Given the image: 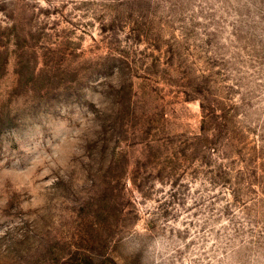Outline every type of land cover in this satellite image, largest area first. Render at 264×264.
Wrapping results in <instances>:
<instances>
[{"label": "rangeland", "instance_id": "obj_1", "mask_svg": "<svg viewBox=\"0 0 264 264\" xmlns=\"http://www.w3.org/2000/svg\"><path fill=\"white\" fill-rule=\"evenodd\" d=\"M0 264H264V0H0Z\"/></svg>", "mask_w": 264, "mask_h": 264}]
</instances>
